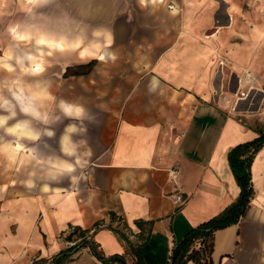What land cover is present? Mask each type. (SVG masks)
<instances>
[{"label": "crops", "instance_id": "0c3cea01", "mask_svg": "<svg viewBox=\"0 0 264 264\" xmlns=\"http://www.w3.org/2000/svg\"><path fill=\"white\" fill-rule=\"evenodd\" d=\"M101 4V9L130 11L121 19L130 23L129 31L111 28L119 24L107 19L98 24L106 31L90 42L95 56L106 54L111 44L117 59L100 63L94 55L84 61L69 56L55 88L58 98L38 103L48 106L40 110L50 115L60 114L56 106L61 99L88 110L92 119L84 121L86 135L74 137L87 140L91 150L86 179L71 182L65 163L71 157L58 158L59 138L73 121L44 125L32 120L33 127L51 128L55 137L27 141L43 163L23 152H0V264L50 258L70 245V226L93 231L98 225L94 238L106 255L128 252L111 225L126 233L146 264H168L174 245L192 227L221 212L240 193L228 152L264 131V15L259 13L264 0ZM169 5L178 6L176 15ZM132 10L139 11L137 17ZM78 35L81 44H89ZM221 55L229 61L223 79L216 74ZM91 60L95 64L89 73L64 76L67 66ZM237 74L246 81L243 90H252L234 110ZM153 78L159 82L154 91ZM221 83L223 93L217 96ZM67 150L72 151L70 144ZM174 169L179 170L176 177ZM251 170L250 207L237 224L215 232L213 264H264V145ZM45 173L63 178L53 182ZM74 174L79 176V169ZM30 178L33 188L24 184ZM46 184L48 192L42 191ZM128 257L133 264L132 254ZM68 264L102 262L83 248Z\"/></svg>", "mask_w": 264, "mask_h": 264}, {"label": "clouds", "instance_id": "9594fccd", "mask_svg": "<svg viewBox=\"0 0 264 264\" xmlns=\"http://www.w3.org/2000/svg\"><path fill=\"white\" fill-rule=\"evenodd\" d=\"M24 2L31 4L33 0H24ZM56 0H48V3L44 7H47ZM139 5L144 4V0H138ZM174 4V0H173ZM43 7V8H44ZM39 9L33 10L32 14L25 15L24 18L18 19L14 22H9L5 27L4 33H6L11 41L16 44H23L25 41L32 39L33 45L38 49H43L46 47L45 41L40 38L33 39V33L39 29L41 33L45 30L40 26L38 21L44 20L45 16L38 12ZM179 9L178 6L171 7V13L176 15ZM3 13L0 12V16ZM31 29L32 31H28ZM100 31L106 30H95L91 33V39H89L84 30V36L87 42H92L96 39V34ZM109 32V31H107ZM111 34V32H109ZM112 35V34H111ZM113 37V36H112ZM86 44H81L79 51L81 52L80 58L83 60V49ZM11 45L0 49V71L4 73L12 74L16 73V77L11 80L5 79L0 83V152L5 149L11 151L12 153H26L31 157L36 163H43L44 161L39 158L36 148H27L22 141L27 140L32 143L39 142L42 136L48 138L55 137V131L51 128H46L43 131L36 129L32 125V120H37L44 125H54L61 122L63 119H68L73 121L69 123L63 130L62 135L59 138V153L58 158L64 159L65 157H71L70 160H66V174L70 178L71 182H79L80 179H86L84 171L88 165L91 157V150L88 147L87 140L79 139L76 140L74 137H83L87 133V128L84 124L85 120H91L92 117L89 115L88 110L80 103L69 102L61 99L57 104V109L59 110V115L48 114L46 112H41L38 106V100L42 95H50L48 87L40 90H35L39 88L37 83L35 87L31 84H27L24 81V77L28 75L37 76L41 75L46 71L44 63L37 64L33 66V61L39 57L47 55L51 57L54 51H63V47L56 49H48L45 53L44 51H24L22 54H17L15 51L10 50ZM112 45H107L106 54H101L99 56H92V59H97L98 62L104 63L107 60L115 61L117 55L115 52L110 51ZM158 81L153 78L151 81V90H155L158 86ZM18 115L25 117H30L31 119H17ZM15 121L14 123H10ZM78 122V123H77ZM5 137H10L12 140L5 141ZM72 146V151L67 150V145ZM50 159V158H49ZM83 165V166H82ZM51 167H56L51 165ZM79 169L80 175L77 176L74 173ZM30 177H34L35 173H29ZM48 180L53 182L59 181L63 178L61 176L51 175L50 173H45ZM25 186L28 188L35 187L33 180L30 178L24 182ZM50 190L49 186L46 184L42 191L48 192Z\"/></svg>", "mask_w": 264, "mask_h": 264}, {"label": "trees", "instance_id": "16d2710c", "mask_svg": "<svg viewBox=\"0 0 264 264\" xmlns=\"http://www.w3.org/2000/svg\"><path fill=\"white\" fill-rule=\"evenodd\" d=\"M94 64L95 60H91L86 64L67 66L64 76L87 74ZM263 145L264 131H259L258 136L254 139L237 144L229 150L228 160L240 187L239 195L221 212L192 227L174 245L168 264H187L190 261L193 264H213L212 254L215 232L237 224L250 207L251 198L254 195L252 163ZM137 224L141 225V223ZM98 226L93 231L83 229L80 226H70L66 235L67 241L71 242L68 247L50 258L34 259L31 264H68L75 259L76 254L83 248H88L102 264H130L131 259L128 254L133 256V264H146L142 253L135 248L126 233L111 225L108 228L116 232L119 238L127 243L128 252L106 255L100 243L94 238Z\"/></svg>", "mask_w": 264, "mask_h": 264}, {"label": "rangeland", "instance_id": "374dc122", "mask_svg": "<svg viewBox=\"0 0 264 264\" xmlns=\"http://www.w3.org/2000/svg\"><path fill=\"white\" fill-rule=\"evenodd\" d=\"M103 1L108 2L111 6H122L124 1L131 0H56L55 3L47 7L44 6L46 3H48V0H45L44 2L42 0H36L29 6L28 4H26V2H24V0H0V12L3 13V15L0 16V49L9 45L15 47V44L11 41V38L6 33H4L7 24L9 22H14L18 19H22L27 14H32L33 10L35 9H39L38 12L42 13L45 16L44 20L38 21L37 23H39L45 31L51 32L53 34L57 33V36L61 34L74 35V33L84 35L85 30L86 35L91 38V33L93 31L105 30L108 28L106 26L98 25L103 21H106L107 19H109L110 21L113 20V24H119L115 26L112 25L111 28H115L119 31H129L130 23H122L121 19L123 17H128L130 11L113 8L109 10L101 9V3H103ZM98 4L100 7L99 9L96 8ZM138 12V10H132V13L133 15H135V17L138 16ZM259 13L260 18L263 17L264 10H259ZM92 17L97 18V20L91 21L90 18ZM92 22H94L93 25ZM28 31L32 30L29 29ZM38 32H40L39 29H37L33 33V38L36 37ZM97 34H100V32H98ZM31 42L32 41H28L29 44H32ZM18 47L20 46L16 44L15 48ZM69 56H71V54H65L61 58H58V56L54 55H52L51 57L45 55L33 61V64L37 61L44 63L46 71L43 74L37 76H25L24 81L27 84L33 85L34 87L38 83L39 88L35 90H40L48 87L49 84L51 85L50 87H48L50 95H42L39 98L38 103H43V101L49 103V99L58 98L57 92H55V88L58 85L61 69L65 65V63H63V60L68 58ZM9 75L10 74L8 73L0 71V83H2L6 79V77H8L7 79L11 80L12 78L16 77L17 74L14 73L13 77H9ZM55 103H57V101ZM39 107L48 109V106L43 107L39 105ZM53 109L54 107H52V110ZM19 119L31 118L19 115ZM7 140H9V137H5V141ZM22 143H24L25 146L29 144L27 140L22 141ZM4 151L7 150L5 149ZM2 154L5 155V152ZM80 251H82V249ZM78 253L76 255H78Z\"/></svg>", "mask_w": 264, "mask_h": 264}, {"label": "bare ground", "instance_id": "6f19581e", "mask_svg": "<svg viewBox=\"0 0 264 264\" xmlns=\"http://www.w3.org/2000/svg\"><path fill=\"white\" fill-rule=\"evenodd\" d=\"M36 0H33V2H35ZM45 1V0H42ZM28 6L30 5L29 3ZM35 38H40L43 39L45 41V45L46 47L43 49H38L36 48L33 43L29 44L28 41H32V39H29L27 41H25L23 44H17L20 47L15 48V47H11L10 50L15 51L17 54H22L24 51H28V50H33V51H44L45 53L47 52L48 49H56L59 47H63V51H54L53 55H60V53L63 54H71V55H75V58L77 60L80 61H84L87 60V58L91 55H96L97 53V49L95 48V43H89L84 49H83V56L84 59L82 60L80 58L81 52L79 51L81 43H82V36L74 33V35H68V34H61L57 36L56 34H53L51 32H47L44 31L43 33L38 32V34L36 35ZM103 53H100L99 55H101ZM71 60V59H70ZM69 61V59H68ZM40 61H37L33 64V66L40 64ZM13 74V73H12ZM11 74V75H12ZM7 150V149H6ZM8 153H10L11 156H14L15 153H12L11 151L7 150Z\"/></svg>", "mask_w": 264, "mask_h": 264}, {"label": "built area", "instance_id": "2783aa9c", "mask_svg": "<svg viewBox=\"0 0 264 264\" xmlns=\"http://www.w3.org/2000/svg\"><path fill=\"white\" fill-rule=\"evenodd\" d=\"M169 7H172V5H169ZM228 59L221 55L218 57V60H217V65H216V74L221 78L223 79L226 75V69L228 68ZM237 82H238V89L234 92V95L236 97V101H235V106H234V110L236 109V107L238 106V103L241 101V99L243 98H247L250 96V93H251V88H249V90L247 91H244L243 90V87L246 86V81L244 79L243 76H240L237 74ZM223 93V85L221 83V85L219 86V88L216 90V95L217 96H220L222 95ZM179 172V170L177 169H174V170H171V174L176 177L177 176V173ZM176 202L177 203H181L183 202V196L178 194L176 197Z\"/></svg>", "mask_w": 264, "mask_h": 264}]
</instances>
